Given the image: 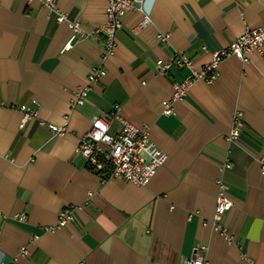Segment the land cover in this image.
<instances>
[{
    "label": "crops",
    "instance_id": "obj_1",
    "mask_svg": "<svg viewBox=\"0 0 264 264\" xmlns=\"http://www.w3.org/2000/svg\"><path fill=\"white\" fill-rule=\"evenodd\" d=\"M55 2L90 34L69 50L67 23H57L40 0H0V264H181L200 245L208 264H264V56L225 58L216 80L194 83L170 115L162 114V103L189 71L156 70L157 60L176 53L195 69L210 63L245 27L263 24L264 0H144L150 24L134 31L142 15L126 13L105 59L94 30L107 0ZM98 66L104 74L84 104L71 108L72 92ZM20 105L36 111L22 127ZM114 105L132 123L146 125L166 154L145 186L102 181L75 153L91 120ZM238 113L242 130L228 143ZM51 125L66 130L53 135ZM117 129L112 122L110 131ZM219 180L232 202L224 223L236 244L208 223ZM68 207L73 220L67 226L42 230ZM17 214L26 221H15Z\"/></svg>",
    "mask_w": 264,
    "mask_h": 264
},
{
    "label": "built area",
    "instance_id": "obj_2",
    "mask_svg": "<svg viewBox=\"0 0 264 264\" xmlns=\"http://www.w3.org/2000/svg\"><path fill=\"white\" fill-rule=\"evenodd\" d=\"M43 5L56 15L57 23L66 22L70 30V38L64 45L65 50H69L73 43L90 36L81 27L79 21H70L61 13L56 6L55 0H40ZM131 11L140 12L142 18L134 31L142 29L150 24V17L144 11V0H107L104 10V21L94 30V36L103 39L105 59L113 53L116 43V34L122 29L123 18ZM160 42H166V36H158ZM206 50L205 47L202 48ZM255 52L264 56V22L257 28L245 27L242 35L233 39L224 49L212 54V61L203 65L200 69H195L192 60L185 54L176 53L167 61H156L158 73H166L170 67L185 68L189 74L181 82L173 83V91L170 98L164 101L162 114L170 115L172 105L181 101L187 94L191 86L196 82L212 84L217 78V66L227 57L234 56L243 62L247 61V54ZM104 74L102 66L94 67L89 71L86 85L72 92L69 105L71 108L81 106L85 102L86 92L91 85L97 83ZM17 109L22 113L23 123L36 115L32 107L20 105ZM231 128L226 136L228 143L238 141L242 130L240 114L232 116ZM112 122L118 124L116 132L110 131ZM53 135H62L65 126H49ZM149 129L146 125L132 123L126 119L121 112L119 105L111 107L105 116H96L91 120L87 132L79 138L75 153L81 157L85 165L99 177L102 181L117 178L136 186H145L155 175L157 170L165 163L166 154L160 150L149 137ZM230 164L225 162L223 169H228ZM261 175H264V165L261 167ZM232 207V202L227 195V186L222 182H217V193L215 196V206L212 217L208 222L212 231L220 234L228 244H236V239L224 223L226 212ZM72 207L63 208L59 211L57 221L53 225L42 228L44 232H55L67 226L73 219ZM17 222H25V214H17L13 217ZM207 223L205 222L204 225ZM38 236L35 235L34 239ZM21 255H27L26 248L20 249ZM206 246L200 245L191 257L184 258L181 264H208L206 259ZM8 264V263H1ZM13 264V263H9Z\"/></svg>",
    "mask_w": 264,
    "mask_h": 264
}]
</instances>
